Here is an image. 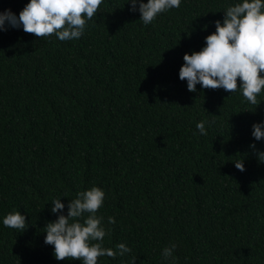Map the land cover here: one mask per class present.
<instances>
[{"label":"trees","instance_id":"16d2710c","mask_svg":"<svg viewBox=\"0 0 264 264\" xmlns=\"http://www.w3.org/2000/svg\"><path fill=\"white\" fill-rule=\"evenodd\" d=\"M125 2L103 0L79 39L0 32V217L26 221L0 224V264H80L57 261L43 227L53 197L67 205L92 185L105 192L104 246L131 248L98 264H162L170 243L175 264H264V140L250 135L264 101L178 78L228 0H182L149 25ZM201 119L215 120L207 135Z\"/></svg>","mask_w":264,"mask_h":264},{"label":"clouds","instance_id":"9594fccd","mask_svg":"<svg viewBox=\"0 0 264 264\" xmlns=\"http://www.w3.org/2000/svg\"><path fill=\"white\" fill-rule=\"evenodd\" d=\"M181 2L126 0L125 3L130 12L139 13L144 25H149L159 14L178 8ZM102 3L103 0H27L18 14L7 8L0 11V32L11 28L22 29L40 39L52 35L59 41L79 39L85 32L86 22L96 15ZM222 12V18L212 22L215 30L204 37L199 50L183 54L178 78L186 82L189 92H196L197 84L201 89L222 88L230 94L238 92L248 104L257 106L264 101L258 98L264 92V0H228ZM214 123V119H201L195 127L200 135H207L206 125L210 129ZM250 135L254 141L264 140V118L252 123ZM249 147L255 150L254 143ZM255 155L264 162V151L255 150ZM233 163L236 169L244 170L242 159ZM60 197L50 201L55 220L43 227V242L52 246L57 261L98 264V257H124L131 252L123 242L116 244L115 249L104 246V217L97 214L105 200L102 187L92 185L77 191L67 205ZM107 223L116 221L108 216ZM0 224L17 230L26 228L25 216L16 210L0 217ZM176 247L170 243L161 249L162 264H175Z\"/></svg>","mask_w":264,"mask_h":264},{"label":"bare ground","instance_id":"6f19581e","mask_svg":"<svg viewBox=\"0 0 264 264\" xmlns=\"http://www.w3.org/2000/svg\"><path fill=\"white\" fill-rule=\"evenodd\" d=\"M211 2V1H210ZM113 49V48H112ZM95 50V49H94ZM115 51V50H114ZM117 51V50H116ZM94 55V54H93ZM99 56V55H98ZM126 57V56H125ZM128 58V57H127ZM92 61V60H91ZM221 125V124H220ZM148 126V125H147ZM218 127V126H217ZM37 177V176H36ZM35 180H37V179H35Z\"/></svg>","mask_w":264,"mask_h":264}]
</instances>
